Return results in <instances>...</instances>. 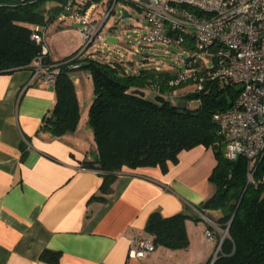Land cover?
Masks as SVG:
<instances>
[{
  "label": "crops",
  "instance_id": "obj_1",
  "mask_svg": "<svg viewBox=\"0 0 264 264\" xmlns=\"http://www.w3.org/2000/svg\"><path fill=\"white\" fill-rule=\"evenodd\" d=\"M30 77V68L0 72V264H48L39 259L43 249L60 252L57 264H210L218 247L204 232L217 228L212 218L222 211L206 210L210 218L197 206L215 189L208 179L212 150H182L166 172L158 165L124 169L106 199L94 197L102 178L83 164L96 153L91 129L88 146L79 127L62 135L43 129L56 93L53 84ZM73 81L79 100L82 80ZM189 87L174 91L176 103L185 105ZM153 211L198 215L185 221L187 246L130 253Z\"/></svg>",
  "mask_w": 264,
  "mask_h": 264
},
{
  "label": "trees",
  "instance_id": "obj_2",
  "mask_svg": "<svg viewBox=\"0 0 264 264\" xmlns=\"http://www.w3.org/2000/svg\"><path fill=\"white\" fill-rule=\"evenodd\" d=\"M50 1L56 4L49 5ZM126 1L141 10L138 2ZM63 2L0 0V72L32 69L41 53V44L32 37L34 26L45 27L53 22ZM74 52L61 59L44 55L47 61L59 62L53 84L56 101L41 125L54 135L72 132L77 125L78 99L69 75L71 68L65 62ZM77 61L80 67L89 70L93 82L88 124L96 153L83 163L102 178L100 194L93 196L106 199L124 169L158 165L166 172L168 162H176L182 150L203 145L212 150L215 158L208 175L215 189L197 209L210 218L206 210L222 211L220 217L212 218L217 228L211 225L207 228L213 232L217 247L222 239L212 264H264V154L252 161L244 156L226 157V135L213 118L215 111L233 103L239 87L208 81L203 89L192 90L189 84L183 107L168 95L188 85L167 86L175 71L134 72L119 60H99L91 55L81 56ZM153 85L159 87V92L152 91ZM134 89L143 90L144 96L134 93ZM188 218L199 217L187 211L170 216L153 211L144 231L155 245L183 248L188 244L185 227ZM222 229H227L225 235L220 234ZM59 258L60 252L51 249H43L39 254V259L48 264H57Z\"/></svg>",
  "mask_w": 264,
  "mask_h": 264
},
{
  "label": "built area",
  "instance_id": "obj_3",
  "mask_svg": "<svg viewBox=\"0 0 264 264\" xmlns=\"http://www.w3.org/2000/svg\"><path fill=\"white\" fill-rule=\"evenodd\" d=\"M117 1L64 0L61 4L55 19L82 26L78 29L82 44L65 61L70 68L80 67L77 58L90 44L103 40L102 28ZM139 4L146 25L140 42L182 50L177 58L183 64L167 80V86L191 84L192 90H201L206 82L218 81L239 87L233 103L213 113L226 135V157L244 156L252 161L264 154V0H146ZM47 26H34L32 37L41 44V53L33 62L30 83L54 84L59 69V62L44 57L49 54ZM154 71L161 68L156 66ZM152 91L159 92V87L153 85ZM204 235L213 238L210 229ZM131 242L130 253L139 257L156 247L146 233Z\"/></svg>",
  "mask_w": 264,
  "mask_h": 264
},
{
  "label": "rangeland",
  "instance_id": "obj_4",
  "mask_svg": "<svg viewBox=\"0 0 264 264\" xmlns=\"http://www.w3.org/2000/svg\"><path fill=\"white\" fill-rule=\"evenodd\" d=\"M125 11L128 12L127 16H123ZM145 27L144 12L125 0H118L114 11L102 28L103 40L90 44L82 57L90 54L99 60H119L126 69L134 72L141 69L154 70L156 66H159L161 70L176 71L183 64L177 58L182 50L177 47H165L157 42L141 43L139 35L144 32ZM77 29H82V26L60 22L56 19L47 26L45 43L53 56L64 58L81 46L82 36L76 32ZM107 35L116 37L117 41L109 42L106 40ZM146 56L148 57L144 60ZM69 75L72 79L79 76L82 80L78 86L81 93L78 100L76 128L79 127L84 138L81 140L88 146L92 141L88 124V108L90 100L93 98L92 78L86 67L71 68ZM146 95L151 96L149 91L146 92ZM219 232L223 235L224 229Z\"/></svg>",
  "mask_w": 264,
  "mask_h": 264
},
{
  "label": "water",
  "instance_id": "obj_5",
  "mask_svg": "<svg viewBox=\"0 0 264 264\" xmlns=\"http://www.w3.org/2000/svg\"><path fill=\"white\" fill-rule=\"evenodd\" d=\"M127 15H128V12L125 11L124 14H123V16H127ZM106 40H108L109 42L115 43L117 41V38L114 37V36H111V35H107L106 36ZM144 60H146V58ZM133 92L136 93V94H139L141 96H144V94H145V92L143 90H141V89H134ZM177 105L184 107V106H186V103H185V105H180V104L177 103ZM226 231H227V229L224 231V234L223 235L226 234ZM222 238H223V236H222ZM221 242H222V239L220 240V243H219L218 247L220 246ZM212 262H213V260L211 261L210 264H212Z\"/></svg>",
  "mask_w": 264,
  "mask_h": 264
}]
</instances>
